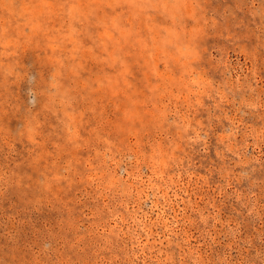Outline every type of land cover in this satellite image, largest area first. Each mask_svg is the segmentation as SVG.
I'll return each instance as SVG.
<instances>
[{
  "label": "clouds",
  "instance_id": "clouds-1",
  "mask_svg": "<svg viewBox=\"0 0 264 264\" xmlns=\"http://www.w3.org/2000/svg\"><path fill=\"white\" fill-rule=\"evenodd\" d=\"M0 264H264V0H0Z\"/></svg>",
  "mask_w": 264,
  "mask_h": 264
}]
</instances>
